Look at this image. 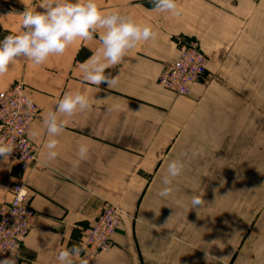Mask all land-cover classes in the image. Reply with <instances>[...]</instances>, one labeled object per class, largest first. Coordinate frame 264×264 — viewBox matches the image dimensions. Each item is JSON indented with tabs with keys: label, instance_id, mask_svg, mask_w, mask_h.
Listing matches in <instances>:
<instances>
[{
	"label": "crops",
	"instance_id": "obj_1",
	"mask_svg": "<svg viewBox=\"0 0 264 264\" xmlns=\"http://www.w3.org/2000/svg\"><path fill=\"white\" fill-rule=\"evenodd\" d=\"M49 2L0 0V33L22 30L23 11ZM176 3L178 14L154 8L152 0H97L102 11L119 10L155 32L105 70L111 85L83 79L84 65L102 50L103 29L41 64L15 58L0 73V91L23 81L40 109L28 132L39 160L25 179L37 217L21 247L2 259L59 264L57 253L76 245L78 264L82 228L111 203L121 209V224L112 249L90 264H264V183L254 182L245 143L253 137L246 132L252 82L264 78V0ZM190 39L206 53L207 71L188 95L178 96L157 78L178 57L179 41ZM75 90L90 107L62 117L57 155L49 158L43 117ZM81 144L88 147L83 158ZM173 159L183 167L161 197ZM20 175L11 151L0 160V205ZM193 195L201 196L200 207L192 208Z\"/></svg>",
	"mask_w": 264,
	"mask_h": 264
},
{
	"label": "clouds",
	"instance_id": "obj_2",
	"mask_svg": "<svg viewBox=\"0 0 264 264\" xmlns=\"http://www.w3.org/2000/svg\"><path fill=\"white\" fill-rule=\"evenodd\" d=\"M153 7L162 12L178 14L176 0H152ZM20 31L10 32L0 38V73L8 70L11 62L18 57L31 59L35 64L43 63L53 54H62L66 47L77 38L91 39L97 29L102 50L84 65L83 79L93 85H111L114 78L106 75L105 70L118 64L125 52L140 41H147L155 36L151 25L141 24L131 16L121 14L119 10L104 12L97 0H50L41 10L25 9L20 21ZM28 104L30 100L26 101ZM90 107L88 97L79 90L66 91L56 102L54 111L44 117V124L49 139L46 144L49 158L57 155L56 137L66 126L63 116H71L77 110L83 111ZM12 147L0 143V160H5ZM88 152L87 145L78 147L81 158ZM183 165L180 160L173 159L167 164V174L162 180L164 187L160 190L161 197H167L171 191L172 180L177 177ZM26 195L24 188L16 189V200L22 201ZM192 208L202 205L200 195L191 198ZM82 249L73 245L70 249H61L57 253L59 264H77L74 259ZM0 264H15L14 259H0ZM78 264H88L87 259H80Z\"/></svg>",
	"mask_w": 264,
	"mask_h": 264
},
{
	"label": "built area",
	"instance_id": "obj_3",
	"mask_svg": "<svg viewBox=\"0 0 264 264\" xmlns=\"http://www.w3.org/2000/svg\"><path fill=\"white\" fill-rule=\"evenodd\" d=\"M208 58L196 39L179 41V55L163 67L157 83L176 95H187L207 71ZM30 100L28 104L26 101ZM39 107L27 94L23 81L0 91V143L10 145L20 170V178L10 187L11 198L0 205V259L19 249L37 217L30 203L26 174L38 163L37 146L29 136V128L39 115ZM23 187L26 195L16 200V189ZM121 224L119 208L108 203L101 213L82 228L84 253L88 264L100 252L110 250L113 237Z\"/></svg>",
	"mask_w": 264,
	"mask_h": 264
},
{
	"label": "rangeland",
	"instance_id": "obj_4",
	"mask_svg": "<svg viewBox=\"0 0 264 264\" xmlns=\"http://www.w3.org/2000/svg\"><path fill=\"white\" fill-rule=\"evenodd\" d=\"M252 85H254V89H252L251 87L253 93L251 94L252 99L250 98L249 101L253 102V110H249L251 116L250 117L251 123L247 125L246 132L253 134V137L247 140L245 143L249 146L246 148L247 150L252 149L253 170H254L253 176L256 178L254 179V182H257L261 185L262 183H264V172L261 173L260 171L262 167L264 168V163L262 162V160L264 159V158L262 159V157L264 156V91H263L264 78L255 77L253 79ZM178 96H186V95H178ZM243 127L240 129V132L244 130ZM237 144L238 147L239 144L244 145V141H239L237 142ZM119 211L121 215V209H119ZM111 249L112 247L110 248V250ZM228 264H236V263L230 262Z\"/></svg>",
	"mask_w": 264,
	"mask_h": 264
},
{
	"label": "trees",
	"instance_id": "obj_5",
	"mask_svg": "<svg viewBox=\"0 0 264 264\" xmlns=\"http://www.w3.org/2000/svg\"><path fill=\"white\" fill-rule=\"evenodd\" d=\"M10 32L7 31H2V33H0V38H3V36L8 35Z\"/></svg>",
	"mask_w": 264,
	"mask_h": 264
}]
</instances>
